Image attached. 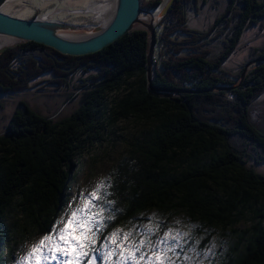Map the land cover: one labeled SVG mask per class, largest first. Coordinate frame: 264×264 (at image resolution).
Returning <instances> with one entry per match:
<instances>
[{
    "label": "trees",
    "instance_id": "trees-1",
    "mask_svg": "<svg viewBox=\"0 0 264 264\" xmlns=\"http://www.w3.org/2000/svg\"><path fill=\"white\" fill-rule=\"evenodd\" d=\"M191 1L175 0L156 28V90L148 79V34L143 29L81 56L34 41L0 56V98L37 86L48 72H56L54 77L68 85L78 72L89 73L82 81L86 89L79 108L71 115L55 120L23 98L0 134V264L11 263L6 253L10 212L25 215L38 234L47 232L84 157L94 156L108 141V132L131 118L145 126L128 138L112 183L98 194L100 199L95 197L103 211L99 242H108L116 226L134 227L127 241L146 243L130 251L137 258L146 256L149 243H159L158 235L146 230L147 222L143 225L137 216L182 211L207 228L210 238L201 248L211 239L210 227L227 237L229 249L218 264H264V174L253 166L264 165L263 109L260 124L253 121V103L264 95V62L239 84L243 68H223L243 34L264 26V0H228L208 30L185 24ZM148 6L142 0V7ZM220 39L225 50H203ZM200 46L202 51L193 53ZM173 52L182 57L176 60ZM251 57L264 58V45L254 47ZM180 89L193 92L160 93ZM74 93L69 99L79 96ZM121 239L118 247L124 246ZM175 253L169 249L161 256L171 261ZM178 260L182 262L179 255Z\"/></svg>",
    "mask_w": 264,
    "mask_h": 264
},
{
    "label": "rangeland",
    "instance_id": "rangeland-1",
    "mask_svg": "<svg viewBox=\"0 0 264 264\" xmlns=\"http://www.w3.org/2000/svg\"><path fill=\"white\" fill-rule=\"evenodd\" d=\"M28 1L30 2L29 4L23 5L20 0H9V2L1 8V11L16 17L30 19L36 11L40 10L41 7H45L42 5L43 3H47L46 0ZM105 1L106 0L48 1L47 9L42 10V12L39 13L40 15H38V18L62 20L86 26L100 23L104 24L107 22V19H98L96 14L92 12L90 8L94 4L104 3ZM156 1H159L160 3L154 7ZM167 1L168 0H148L150 6L144 8L157 15ZM227 5L228 0H194V2L192 0L191 5L189 6L190 8L187 9L185 24L191 29L208 30L215 22L218 14H221ZM167 14L168 12L166 15ZM165 17L166 16H162L160 21L158 20L156 22V28L164 21ZM223 38L225 39L226 36ZM5 40V37H0V45L3 44ZM263 45L264 26H254L243 34L236 50L224 62L223 68L234 69V72L241 67L243 68V77L241 76L237 80V84L243 83L248 72L259 67L262 62H264L261 60L262 57H251L253 48ZM201 47L202 46H200L199 49H192V51H194L193 53L196 51L201 52ZM223 49L225 50V46L221 39L214 40L211 45H204L203 47L205 52H214ZM172 55L175 56L176 60H179L182 57L178 56L175 52H173ZM157 67L158 65L156 63L155 71ZM230 72L232 74L234 73L233 71ZM55 73L56 72H48V74L41 76L38 82H36L39 83L37 86L32 87L31 89H26V92L22 91L18 96H3L0 98L4 104L3 110L0 111V134L3 133L5 126L9 122L10 116L16 107V100H19L20 98L28 99L35 110L55 120L68 117L79 108L81 95H83V92L86 89L82 86V81L89 76V73L82 74L78 72V74L73 75L71 80L73 86L71 84L68 85L67 83H63V81H59V79L54 77L53 74ZM74 92H79V96H74L69 99V96H72ZM160 93L162 95H166L167 93L172 95L177 94L171 91H160ZM253 105L255 106L253 121H258L257 123H259V112L264 110V95L258 98ZM144 126L145 125L139 122L136 118L126 119L125 121L120 122L108 132V141L95 150L94 156L84 157L85 163L81 165L76 180L70 181V186L68 187L66 194L63 195L64 202L56 213V218L47 232L38 234L40 231L36 230L25 215L19 214L17 209L10 212L8 216V229L10 236L7 241V246L9 248H7L6 251V253L9 254L7 259L9 262L11 261L10 264H29L28 260L24 258L27 257L31 248L38 244L45 235H52L53 240H57L59 230L65 226L67 221L71 218V212L77 208L85 209L89 203L95 205L96 207L92 208V212L95 214V219L99 222L101 221L103 211H101L97 203L94 202L95 197H92L91 201L83 202L82 198L88 197L97 189V186L100 185L101 182H104V184L108 186L112 183L116 169L126 152V146L129 143L128 138L131 139L133 137L132 135ZM253 166L259 172L264 174V165L254 164ZM77 169L78 166L75 168L74 172H76ZM103 190L104 188H102L97 195L102 193ZM137 217L142 220L143 225L147 222L145 225L146 230H151L152 234H157L159 243H149V254L146 253L144 259H139L140 256L136 260L130 259V263L132 261V264H168L163 259L158 260L153 257L154 254L162 257L165 252H169V249L177 251V253H175L176 258H173L169 264H218V258L227 255L229 249V245L227 244L228 239L221 234L220 229L210 227L208 231L211 233V239L208 244L201 248L203 240L210 238L206 234L207 228H205V226L202 227L200 222L193 221L185 212L181 211L177 213L162 214L161 212L152 210L139 214ZM243 224V226L246 225V223ZM148 225L151 226L149 227ZM75 227L74 224L73 229H75ZM197 227L202 228L199 232L195 233ZM134 230V227H128L125 229L116 226L112 228V233L115 232L116 236L109 239L111 236L110 234L107 239L109 240L108 242L105 240L99 242L98 238H96L95 243L91 247L93 249L98 248L96 251L99 256L98 264H108L110 259L111 264H118L120 260H123L119 251L121 252L124 250L126 247L125 245L130 247V245L133 244L129 243L125 238L124 246L122 245V247H118L115 243L121 241L123 243L121 235L124 236V233H129L131 235ZM36 231H38V233ZM169 232L171 235H166ZM161 241H163V243H160ZM10 247L13 250L12 252ZM87 250L86 247V251ZM153 250H155V253ZM109 252L111 255L105 259V254ZM91 254L92 252H89L88 256L80 258V264H84L85 261L89 260ZM178 255L180 259H182V262L178 260ZM114 258L115 260H113ZM62 259H64V257H61V260ZM123 262V264H128L125 263V260H123ZM31 264H36L34 258L31 261ZM41 264H59V261L48 259L42 261ZM70 264H73V262L70 261Z\"/></svg>",
    "mask_w": 264,
    "mask_h": 264
},
{
    "label": "water",
    "instance_id": "water-1",
    "mask_svg": "<svg viewBox=\"0 0 264 264\" xmlns=\"http://www.w3.org/2000/svg\"><path fill=\"white\" fill-rule=\"evenodd\" d=\"M174 1L168 0L155 15L142 7V0H115L114 10L106 23L86 26L62 20L16 17L1 11L9 0H0V37L6 38L0 45V56L8 49L28 41L45 44L65 55L81 56L95 53L109 46L128 32L143 29L148 34V79L151 88L156 90L152 85L155 72L156 22L160 21L162 16H166ZM261 60L264 61V58L262 57ZM230 88L219 87L222 90ZM171 92L179 94L193 92V90L180 89ZM92 256H95L94 260ZM89 259L91 264H98V253L92 252Z\"/></svg>",
    "mask_w": 264,
    "mask_h": 264
},
{
    "label": "snow or ice",
    "instance_id": "snow-or-ice-1",
    "mask_svg": "<svg viewBox=\"0 0 264 264\" xmlns=\"http://www.w3.org/2000/svg\"><path fill=\"white\" fill-rule=\"evenodd\" d=\"M107 185L104 182H101L100 185L97 186V189L94 190L88 197L82 198L83 201H91L92 197H96V199H100L101 197L97 195L98 192L101 191L102 188H105ZM96 207L93 204H88L85 209H75L71 212V218L67 221L65 226L59 230L58 239L53 240L52 235H45L38 244L34 245L31 250L28 252L27 259L29 264L33 258L35 259L36 264H41L44 260H57L59 264H70V261L73 264H80V258L86 257L89 255V252H95L97 249H93L91 246L95 243L97 238V229L99 226H102L99 221L95 219V214L92 212V208ZM75 224V229H73V225ZM78 233V234H77ZM90 233V234H89ZM124 238L130 235L129 233H124ZM166 235H171L169 232ZM116 233L113 232L109 239L115 237ZM63 242V243H61ZM144 240H140L137 243H134L130 247L133 249H139L145 245ZM160 243H163L161 241ZM75 246V247H73ZM87 247V251H86ZM155 253V250H153ZM111 253L105 254V259ZM121 258L123 260H128L129 258L136 260L137 257L134 252L129 251L128 248H125L120 252ZM61 257L64 259L61 260ZM144 254L141 253L139 259H144ZM155 259H165L169 260V257H160L154 254ZM95 259V256H92V260ZM151 259V258H150ZM84 264H91V260H87Z\"/></svg>",
    "mask_w": 264,
    "mask_h": 264
},
{
    "label": "bare ground",
    "instance_id": "bare-ground-1",
    "mask_svg": "<svg viewBox=\"0 0 264 264\" xmlns=\"http://www.w3.org/2000/svg\"><path fill=\"white\" fill-rule=\"evenodd\" d=\"M114 7H115V0H106L104 3L92 5L90 10L96 14L98 19H107L108 21V19L112 15Z\"/></svg>",
    "mask_w": 264,
    "mask_h": 264
},
{
    "label": "flooded vegetation",
    "instance_id": "flooded-vegetation-1",
    "mask_svg": "<svg viewBox=\"0 0 264 264\" xmlns=\"http://www.w3.org/2000/svg\"><path fill=\"white\" fill-rule=\"evenodd\" d=\"M48 1H54V0H46L47 3H48ZM20 2L23 3V5H27V4L30 3L28 0H20ZM47 3H43L42 5H44L45 7H41V9L38 10V11H36L32 17H34V16L38 17V15H40L39 13H41L42 10H46L47 9ZM38 89H40V88H38ZM22 100H23V98H20L19 100H17V102H16V108L18 107L19 102L22 101ZM125 246H126L125 248H128V250L130 251V247L127 246V245H125ZM113 260H115V258ZM123 263H124L123 260H120V262L118 264H123ZM125 263L130 264V258L128 260H125ZM108 264H111V259L108 261Z\"/></svg>",
    "mask_w": 264,
    "mask_h": 264
}]
</instances>
